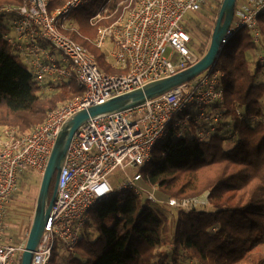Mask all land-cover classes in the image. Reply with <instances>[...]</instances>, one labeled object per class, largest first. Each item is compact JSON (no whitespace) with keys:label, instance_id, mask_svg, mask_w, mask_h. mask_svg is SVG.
<instances>
[{"label":"built area","instance_id":"built-area-1","mask_svg":"<svg viewBox=\"0 0 264 264\" xmlns=\"http://www.w3.org/2000/svg\"><path fill=\"white\" fill-rule=\"evenodd\" d=\"M88 1L66 0L53 10L48 8L49 0L0 6L1 21L10 22L4 26L2 38L40 92L50 93L69 81L83 89L81 95L48 111L41 123L26 132L12 126L0 128V264H21L28 233L6 232L8 206L30 172L42 176L67 122L91 105L188 69L208 48L196 45L194 28L209 0H127L112 23L98 25L107 12L109 0H105L89 19L97 26L89 42L120 70L105 73L86 47L64 33L76 30L70 14ZM263 11L264 0H237L220 48L241 26L258 43V15ZM259 60L264 62V55ZM214 67L141 104L89 117L78 126L61 162L54 202L31 264H51L54 252L57 258L73 255L91 209L115 191L131 190L164 215L169 228L178 212L207 206L204 197L159 198L157 185L147 188L142 184L141 168L155 144L172 130L177 137L194 136L203 141L223 129L226 136H234L226 131L233 119L222 114V72ZM235 110L241 118V110Z\"/></svg>","mask_w":264,"mask_h":264},{"label":"trees","instance_id":"trees-1","mask_svg":"<svg viewBox=\"0 0 264 264\" xmlns=\"http://www.w3.org/2000/svg\"><path fill=\"white\" fill-rule=\"evenodd\" d=\"M66 0H49L50 10ZM105 0H89L70 14L76 30L64 33L86 47L99 68L119 73L93 46L97 26L89 22ZM127 0H109L98 25L112 23ZM237 2V0H236ZM21 0H0V6L19 5ZM236 8V4H235ZM220 7L212 11L218 15ZM0 17V127L26 132L41 123L47 112L63 101L79 96L83 89L74 81L61 83L44 95L27 68L2 38ZM260 39L252 40L241 26L222 45L215 69L222 72L224 116H232L226 131L234 143L225 147L224 129L207 141L194 136L169 135L155 144L141 168L142 184L157 185L159 198H201L207 206L178 212L169 228L164 215L142 202L131 190H119L98 202L90 211L75 253L51 264H180L182 255L198 264H264V62L250 69L248 54L264 55V11L258 15ZM207 36L211 35L208 31ZM236 108L241 110L237 117ZM224 126L227 124H223ZM56 183L53 176L48 198ZM96 237L91 238L90 227ZM168 246L172 249L169 252ZM165 247V248H163Z\"/></svg>","mask_w":264,"mask_h":264},{"label":"water","instance_id":"water-1","mask_svg":"<svg viewBox=\"0 0 264 264\" xmlns=\"http://www.w3.org/2000/svg\"><path fill=\"white\" fill-rule=\"evenodd\" d=\"M235 4L236 0L222 1L215 25L212 29L209 46L205 54L196 64L172 76L150 82L143 88L115 96L101 104H94L86 109H82L67 122L55 140L47 165L41 176L34 215L28 230L21 264H31L32 252L39 241L45 220L48 217L55 198L56 183L50 198H48L50 182L53 176H55L57 181L64 154L78 126L89 117L111 111L124 110L141 104L148 99L157 97L174 86L192 79L196 74L209 68L211 65H215L221 49V40L227 32L234 16Z\"/></svg>","mask_w":264,"mask_h":264},{"label":"rangeland","instance_id":"rangeland-1","mask_svg":"<svg viewBox=\"0 0 264 264\" xmlns=\"http://www.w3.org/2000/svg\"><path fill=\"white\" fill-rule=\"evenodd\" d=\"M223 0H209V3L201 9L198 19L195 22V43L199 47H208L210 42V36H207L205 33L210 31L212 33V29L216 20V13L212 10L215 7H220ZM10 22L6 20H2V25L7 26ZM261 55L260 51L258 53L251 51L248 54V58L250 61V69L253 70L255 63L259 59ZM263 76L261 79H264V67H263ZM47 92H41L42 95ZM261 107L264 110V97L261 99ZM234 136L229 137L228 141L225 142V147H231L234 143ZM41 176L35 172H30L21 182V186L19 191L12 197L10 200V204L8 206L7 211V228L6 232L11 235H19L21 233H28V230L31 226L34 210L37 201V195L39 191ZM205 199V195L203 196ZM209 206V205H208ZM207 206V207H208ZM172 223V222H171ZM91 238L96 237V232L94 231V227H90ZM165 248V247H163ZM169 252L172 247L168 246ZM62 251H60L61 253ZM63 258V257H61ZM180 264H198L195 260L187 259L184 254L179 260ZM169 264L171 261L169 260Z\"/></svg>","mask_w":264,"mask_h":264},{"label":"flooded vegetation","instance_id":"flooded-vegetation-1","mask_svg":"<svg viewBox=\"0 0 264 264\" xmlns=\"http://www.w3.org/2000/svg\"><path fill=\"white\" fill-rule=\"evenodd\" d=\"M56 179V178H55ZM55 185V184H54ZM53 189H54V186H53ZM53 189H52V191H53Z\"/></svg>","mask_w":264,"mask_h":264},{"label":"crops","instance_id":"crops-1","mask_svg":"<svg viewBox=\"0 0 264 264\" xmlns=\"http://www.w3.org/2000/svg\"><path fill=\"white\" fill-rule=\"evenodd\" d=\"M1 128V127H0Z\"/></svg>","mask_w":264,"mask_h":264}]
</instances>
